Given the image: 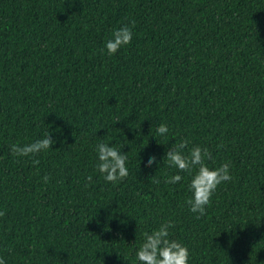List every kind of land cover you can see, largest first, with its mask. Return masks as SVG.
Wrapping results in <instances>:
<instances>
[{
  "label": "trees",
  "instance_id": "trees-1",
  "mask_svg": "<svg viewBox=\"0 0 264 264\" xmlns=\"http://www.w3.org/2000/svg\"><path fill=\"white\" fill-rule=\"evenodd\" d=\"M46 131V153L11 154ZM185 138L231 161L199 218L192 176L163 163ZM100 143L127 153L123 181L98 172ZM0 211L6 264H138L169 220L189 264H264V0H0Z\"/></svg>",
  "mask_w": 264,
  "mask_h": 264
},
{
  "label": "clouds",
  "instance_id": "clouds-1",
  "mask_svg": "<svg viewBox=\"0 0 264 264\" xmlns=\"http://www.w3.org/2000/svg\"><path fill=\"white\" fill-rule=\"evenodd\" d=\"M135 22H132V27L124 25L115 30L112 37L106 41V49L109 56L115 55L122 47L129 45L133 39L132 28ZM158 135L166 136L169 133V128L166 124H161L156 129ZM56 143L51 138L50 132H45L42 139L33 143L21 145L19 142L11 145V154L14 157H36L40 153H46L53 148ZM189 140L181 139L172 144L166 150L164 162L169 167H174L179 172H186L192 176L190 182V191L192 197L186 203L190 206V211L197 213L199 218L206 214L207 207L211 206L212 196L217 188L225 182H230L232 176L230 174L231 161L222 163L217 168H210L206 161L212 159L211 152L207 147L195 145L188 148ZM185 149H188L185 154ZM98 153L97 170L100 172L106 182L113 184L119 183L129 176L127 167V153L114 146H109L106 143H100L96 147ZM34 164H38V159H33ZM156 163V157L150 156L147 165L151 167ZM194 173V174H193ZM44 183L50 181L49 176H44ZM183 177L175 174L167 178L166 184H177ZM88 181H92V177H88ZM4 211H0V217L5 216ZM172 221H167L160 225L151 233L145 232L144 242L136 252L138 264H189L190 252L187 246L181 242L171 239L170 229L174 228ZM0 264H6L3 257H0Z\"/></svg>",
  "mask_w": 264,
  "mask_h": 264
}]
</instances>
